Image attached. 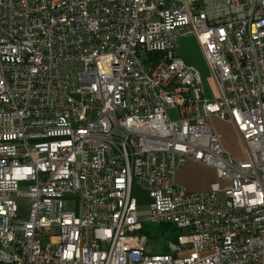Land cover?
Wrapping results in <instances>:
<instances>
[{"label":"built area","instance_id":"obj_1","mask_svg":"<svg viewBox=\"0 0 264 264\" xmlns=\"http://www.w3.org/2000/svg\"><path fill=\"white\" fill-rule=\"evenodd\" d=\"M188 160L224 185H177ZM0 264H264V0H0Z\"/></svg>","mask_w":264,"mask_h":264},{"label":"rangeland","instance_id":"obj_2","mask_svg":"<svg viewBox=\"0 0 264 264\" xmlns=\"http://www.w3.org/2000/svg\"><path fill=\"white\" fill-rule=\"evenodd\" d=\"M177 54L187 65L194 67L200 73L205 93L207 97L211 99V96L207 93V86L210 84L209 72L195 38L193 36H184L179 38ZM171 117H174V113L171 114ZM210 122L212 127L214 126L213 130L220 136V143L224 151L233 159H242L243 148L235 131L230 126L220 125L222 122L220 121L221 123H218L219 120L215 117H211ZM189 177H192L195 180V183L199 186V188H202L207 183L209 184L207 190H200L197 192H206L209 190L210 185L220 183L217 176L215 178L211 172L205 171L204 169H193L189 173ZM220 185L223 186L224 184L220 183ZM135 195L138 205L140 206L139 210L144 211L149 201L147 195L142 192H136ZM17 204L21 215L26 216L28 201L21 199L17 201ZM175 230L177 235L181 234V231L177 229ZM140 235L145 237L146 247L150 254L162 255L170 253L169 245L176 243V240L173 239L171 232H162V229L159 228L158 225L144 223ZM54 241H56V239H53V242Z\"/></svg>","mask_w":264,"mask_h":264},{"label":"crops","instance_id":"obj_3","mask_svg":"<svg viewBox=\"0 0 264 264\" xmlns=\"http://www.w3.org/2000/svg\"><path fill=\"white\" fill-rule=\"evenodd\" d=\"M207 93L211 97L214 96V89H213V86L211 85V83L207 86ZM218 123H221V122L219 121ZM220 125H227L233 129V127L230 124L225 123V122L224 123L222 122ZM195 168L204 169L205 171H209L216 178V176H215L216 172L212 167L188 160V161H186L185 166L182 169L177 170L175 172V174H174L175 183H177L179 186L183 187L188 192H197L200 190H207L209 187L208 183L205 184L202 188H199V186L196 185L195 180L192 177L191 178L189 177V173Z\"/></svg>","mask_w":264,"mask_h":264},{"label":"trees","instance_id":"obj_4","mask_svg":"<svg viewBox=\"0 0 264 264\" xmlns=\"http://www.w3.org/2000/svg\"><path fill=\"white\" fill-rule=\"evenodd\" d=\"M158 227L162 229V232L170 231L171 234L173 235V239L176 240L178 235H177L175 228H173V226H171V225H158Z\"/></svg>","mask_w":264,"mask_h":264}]
</instances>
